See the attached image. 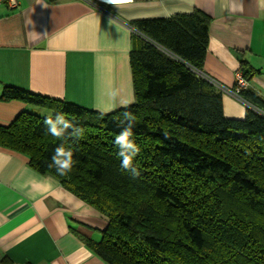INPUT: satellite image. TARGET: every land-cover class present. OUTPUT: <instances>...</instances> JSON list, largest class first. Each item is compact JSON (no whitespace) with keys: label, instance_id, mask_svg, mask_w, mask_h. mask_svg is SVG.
I'll return each mask as SVG.
<instances>
[{"label":"trees","instance_id":"16d2710c","mask_svg":"<svg viewBox=\"0 0 264 264\" xmlns=\"http://www.w3.org/2000/svg\"><path fill=\"white\" fill-rule=\"evenodd\" d=\"M209 23L198 10L131 22L134 103L111 113L13 88L2 94L83 128L65 141L74 160L65 176L49 167L61 141L47 116L22 112L0 125V148L25 156L106 220L99 241L80 238L106 264H264V101L246 88L244 117L223 115V92L200 72ZM240 71L247 82L256 73L245 61ZM126 111L136 117L135 179L113 142Z\"/></svg>","mask_w":264,"mask_h":264},{"label":"crops","instance_id":"0c3cea01","mask_svg":"<svg viewBox=\"0 0 264 264\" xmlns=\"http://www.w3.org/2000/svg\"><path fill=\"white\" fill-rule=\"evenodd\" d=\"M194 10L210 18L201 74L231 90L245 61L256 71L246 90L264 101V0H125L114 6L18 0L13 9L0 5V125L22 112L50 114L32 103L4 101L6 88L100 113L112 105L115 89V107L104 114L133 104L129 53L139 44L128 25ZM245 105L223 92L226 118L242 119ZM106 225L25 156L0 148V264H106L80 239L99 241Z\"/></svg>","mask_w":264,"mask_h":264},{"label":"clouds","instance_id":"9594fccd","mask_svg":"<svg viewBox=\"0 0 264 264\" xmlns=\"http://www.w3.org/2000/svg\"><path fill=\"white\" fill-rule=\"evenodd\" d=\"M92 4H100L104 6H114L115 4H102L98 0H88ZM111 2V0H109ZM121 4V3H117ZM109 24L114 23L112 19L108 21ZM119 93L117 90H112L110 93L111 100L113 101L110 107L105 108L102 111H110L115 107V100ZM132 101H128L131 103ZM121 131L115 136L114 144L116 145L118 152L117 155L121 159V168L124 169L131 178L135 179L139 177L140 172L134 165V158L139 154L140 148L132 139L134 133L133 128L135 126L136 117L130 112H124ZM47 126L50 135L61 141L54 149V154L51 157V164L49 167H54L56 173L60 176L68 175L74 165L73 151L70 146H66V139L71 137L73 139H79L83 133V128L79 127L73 119H68L64 114H56L54 117L48 115L44 121Z\"/></svg>","mask_w":264,"mask_h":264},{"label":"built area","instance_id":"2783aa9c","mask_svg":"<svg viewBox=\"0 0 264 264\" xmlns=\"http://www.w3.org/2000/svg\"><path fill=\"white\" fill-rule=\"evenodd\" d=\"M5 4L8 8L13 9L18 6V0H0V5ZM205 79L209 80L213 84L217 85V87L223 91L232 96L234 99L238 100L239 102L243 101L239 97V93L246 89L248 86V82L244 79L242 72L240 69H238L235 73V84L234 88L231 90L224 89L221 86H219L215 81L211 80V78H208L207 76L204 77Z\"/></svg>","mask_w":264,"mask_h":264},{"label":"bare ground","instance_id":"6f19581e","mask_svg":"<svg viewBox=\"0 0 264 264\" xmlns=\"http://www.w3.org/2000/svg\"><path fill=\"white\" fill-rule=\"evenodd\" d=\"M98 1L102 4H117V3H123L125 0H111V2H109V0H98Z\"/></svg>","mask_w":264,"mask_h":264}]
</instances>
